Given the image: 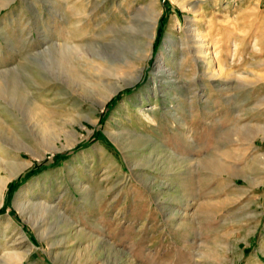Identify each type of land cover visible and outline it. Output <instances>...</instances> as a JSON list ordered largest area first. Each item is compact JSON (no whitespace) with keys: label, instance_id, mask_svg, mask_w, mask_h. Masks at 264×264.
I'll list each match as a JSON object with an SVG mask.
<instances>
[{"label":"rangeland","instance_id":"obj_1","mask_svg":"<svg viewBox=\"0 0 264 264\" xmlns=\"http://www.w3.org/2000/svg\"><path fill=\"white\" fill-rule=\"evenodd\" d=\"M147 1L0 0V158L26 164L4 189L0 264H264V0H197L227 82L218 89L177 70L179 104L153 94L176 41L158 55L193 15L155 0L151 54L139 60L143 18L130 3ZM125 16L132 27L113 19ZM67 41L89 44L81 58L65 54L78 80L51 53ZM154 106L149 124L139 110ZM22 195L46 203L33 214L44 235L16 207Z\"/></svg>","mask_w":264,"mask_h":264},{"label":"bare ground","instance_id":"obj_2","mask_svg":"<svg viewBox=\"0 0 264 264\" xmlns=\"http://www.w3.org/2000/svg\"><path fill=\"white\" fill-rule=\"evenodd\" d=\"M176 1L180 4V6L183 10L188 11L193 16L188 17L186 24H184L185 27L181 28V33H182L181 35L182 36L176 37L172 33H167L164 36L162 43H161V46H160V51H159L158 56L161 55L164 48L169 46V44L172 41H176V43L179 47V53H175L174 50H169L170 54L166 57V60L163 62L164 64L162 63V67H159L157 70L158 73H161L162 75H164L163 76L164 80H161V84H159V86H157L153 82L152 83L154 84L153 94L155 96V99L159 98V96H158V88H159V92L162 94V96H164V100L169 98L168 100L177 101L179 104L178 98L174 94L175 93L174 91L177 90L179 83H180V77H179V75H177L178 74L177 70H179V71L182 70L184 72L186 70L190 71L192 69V71L194 72V77L195 78L200 77L203 85H204L205 81L208 79V81L213 82L215 84V87L218 89L222 88L223 84H226L227 81L224 78V73H226V71L224 72V70H223L224 64L221 60V49H222L221 44L218 45L216 41H212L211 39H209L207 37V35L204 34L203 31L200 29L201 20H200L199 15H200L201 7L199 6L198 1L197 0H176ZM1 6L2 5L0 4V8H1ZM128 6H129V4H128ZM130 7L134 10H137L135 12V15H137L138 12L142 13L143 20L138 21L139 26H140L139 30L141 32V37H138V38H140V42L138 41V43H137V40H136L137 44H135V45H137L138 49H139V54L137 55V58L139 60H144V59L150 57V54H151V46H152L151 44H153L152 40L155 37L156 26L159 23L160 10H158L157 3L155 0H148L146 3H143V4L130 3ZM119 8H120L121 13L123 15H125V11H126L125 9L127 7L126 8L125 7L124 8L119 7ZM72 9H76V8L72 5V6H70V11ZM81 10L82 9L79 8V9L75 10L72 14L77 15L80 12L79 13V15H80ZM67 13H69V12L67 11ZM67 16L69 17L70 14H68ZM139 16H141V15H139ZM113 19H114V21L116 20L117 23H118V20H122V22H125L123 24L124 27H132L130 25L131 19L128 16H125V19H118L115 17H113ZM77 22L79 24V21H77ZM74 25H76V26L71 25L69 27V29L71 31H74L78 26L77 24H74ZM79 26H80V24H79ZM135 26H137V25H135ZM110 27H112V25H110ZM232 36H234V35H231V37ZM226 41H228L227 45H226L228 52L226 51V54L228 53V55L232 57V61L234 62L237 42L233 41L231 44L230 38ZM60 45L53 44L51 47V49H52L51 53H54L53 50L56 53H59V55L61 56V59L64 62L68 59V56L65 55L67 53L72 54L74 56H78L81 58L80 55H82V54L84 55L87 53L88 49H86V47L89 44H87V45L86 44H75L74 42L72 43V41L71 42L67 41L64 44H62L63 46H60ZM135 49H137V47H135ZM223 49H222V51H223ZM224 57L225 56L223 55V60H224ZM53 60H54V58H53ZM67 61H69V60H67ZM229 62H231V61H229ZM69 64L64 62L60 67L63 69L64 74L66 76H68L70 79L78 80V78L74 72L76 70H73V66H70ZM138 69H137L136 77L134 76V78L136 80L139 79V77L142 73V67H140ZM108 74H110V73H108ZM110 75H112V76L114 75L119 80H123V76H121V75L115 74L113 72ZM228 75L234 76L233 72H231V71L228 73ZM134 78H133V80H134ZM124 80H127V79H124ZM5 82H6V80H5ZM125 82L127 84L129 83L128 81H125ZM130 82L132 83V81H130ZM7 83H9V82H7ZM10 83H11V81H10ZM10 83H9V85H10ZM9 85H8V87H9ZM0 88H1L0 90L3 89L2 87H0ZM117 88H121V85H119L118 87H112L110 90L105 91L102 94L103 100L104 101L109 100V98L111 96H113V94L118 91ZM13 93H15V92H13ZM197 93H198V91L195 90L194 96L195 95L198 96L199 94H197ZM13 98H14V96H13ZM168 100H165V101H168ZM170 107L171 108L167 109L168 114H170L176 118L177 117V114H176L177 109H174L175 107L173 105ZM183 107H184V105H183ZM155 110H157V109L154 106V108H150L148 110L140 109L139 111L141 112V115H142L143 119H145V121H147L149 124H154V121H155L154 115H156V112H157ZM149 126L151 128V125H149ZM262 133L264 134V131H262ZM110 134L113 136V138L116 139V141H118V138H120L124 135L126 136V134H124L122 132H119V134H117V135H113L112 133H110ZM119 140H121V139H119ZM174 165H176V163ZM0 167H2V168L7 167L8 173H9V177L8 176L6 178L0 177V206H1V204L3 203L4 189L6 187L7 180L9 178H11V176H17L26 167V164L21 163V162H19V164L6 163V162L2 161V159L0 158ZM15 205L20 210V212L23 216L26 214L29 216L28 219H25V220H30V222H32V225L37 230V232H39L40 236L44 235L45 234L44 229H42L41 226L38 224V221L40 219L38 220V219L33 218V214H42V212L45 211V209H46V203L34 202L32 200V198H24V196L22 195V196L17 197V199L15 200ZM42 215H44V214H42ZM8 221L10 223H12L11 219H8ZM21 232L23 234L22 238L24 239V237H25L24 232L23 231H21ZM12 255L14 256V258L21 259V254L15 253Z\"/></svg>","mask_w":264,"mask_h":264}]
</instances>
